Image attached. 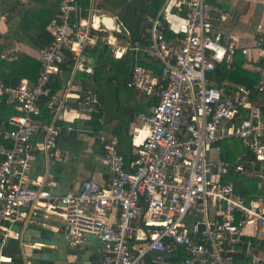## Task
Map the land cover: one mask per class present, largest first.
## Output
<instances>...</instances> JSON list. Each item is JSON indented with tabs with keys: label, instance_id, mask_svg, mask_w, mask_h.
Instances as JSON below:
<instances>
[{
	"label": "built area",
	"instance_id": "2783aa9c",
	"mask_svg": "<svg viewBox=\"0 0 264 264\" xmlns=\"http://www.w3.org/2000/svg\"><path fill=\"white\" fill-rule=\"evenodd\" d=\"M80 1L59 0L47 26L51 42L37 53L41 70L34 85L0 80V106L16 112L0 119V138L10 143L0 145V264H13L5 249L9 241L19 247L17 264H32L28 250L37 246L25 243L24 234L39 218L50 217L59 220L69 247L87 237L99 242V264H264V109L252 99L264 92L260 43L253 54L224 44L215 27L229 15L211 0H165L145 17L148 37L142 40L134 39L119 15L99 7L100 0ZM102 18H111L118 32L102 27ZM97 45L117 61L130 57L125 87L155 99L150 114L136 116L148 133L131 162L118 152V139L99 128L94 139L107 183L86 180L56 194L46 177L59 158L60 115L75 74L94 73L87 52ZM237 54L258 81L214 86L209 75L220 65L230 71ZM66 61L69 80L46 101L50 119L42 121L41 100ZM82 102L96 103L87 90ZM97 122L102 126L104 117ZM223 141L238 144L232 162L220 158ZM36 156L46 165L45 177L29 174ZM229 173L257 181L262 194L247 199L236 193L225 181Z\"/></svg>",
	"mask_w": 264,
	"mask_h": 264
},
{
	"label": "crops",
	"instance_id": "0c3cea01",
	"mask_svg": "<svg viewBox=\"0 0 264 264\" xmlns=\"http://www.w3.org/2000/svg\"><path fill=\"white\" fill-rule=\"evenodd\" d=\"M104 1L100 0V3ZM26 2L27 0H20L22 4ZM106 2L111 3L110 0ZM211 3L229 15L226 21L217 22L215 27L222 32L223 43L233 42L251 50L259 42L263 50L261 63H264V0H211ZM103 9L109 13L114 12L105 7ZM106 24L109 27L110 22ZM12 30H15V26ZM9 37L6 16H2L0 39L3 41ZM17 51L38 60V51L25 39L16 44L15 50L1 55V59L14 60ZM251 54H253L252 50ZM89 56L95 65L94 55ZM105 69L108 70V67ZM70 70L71 67L67 69V66L61 68L58 77L60 88L56 94L63 92L70 77ZM121 78L114 74L96 78L94 73L75 74L68 108L61 113L59 120L64 127L57 141L59 158L48 167L46 181L51 192L59 194L65 190L76 189L86 180H91L100 186L107 183L106 164L94 139V134L99 128L118 139V150L121 155L129 161L136 159L137 146L148 133L146 125L135 122L136 116L150 114L155 99L128 89L124 85L126 78ZM86 90L92 93L95 106L89 107L83 104L82 99ZM97 107L101 113L95 112L97 109L94 108ZM100 116L105 119L103 126L97 122ZM49 119V117L45 118V115L40 118L42 121ZM33 161L29 171L31 177L38 175L45 177L47 168L42 157L36 156ZM24 241L29 245L37 246L33 250H28L32 264H99L104 252L103 246L92 237H87L77 245L69 247L64 240L61 224L55 217L39 218L25 232ZM5 249L13 264H17L20 259L17 243L9 241Z\"/></svg>",
	"mask_w": 264,
	"mask_h": 264
},
{
	"label": "trees",
	"instance_id": "16d2710c",
	"mask_svg": "<svg viewBox=\"0 0 264 264\" xmlns=\"http://www.w3.org/2000/svg\"><path fill=\"white\" fill-rule=\"evenodd\" d=\"M110 1L111 3H107L108 1L106 2V0L104 3H99V7H105L112 11L117 10V14L121 17L134 39L140 38L142 40L148 37V27L145 17L156 14L164 0ZM80 2L84 3L86 0H81ZM58 5L59 0H27L25 4L20 3V0H0V17L6 16V24L10 36L3 41L0 39V80L4 84H16L21 79H27L31 85L37 82L41 70V64L38 60L20 51H17L16 58L11 61L2 60L1 55L15 50L16 44L20 43L22 39L27 40L37 51L47 47L51 42V36L46 31V28L48 23L56 16ZM14 26L15 30H12ZM138 44L141 45V41ZM87 53L91 56H96L94 58L95 78L107 74H114L122 78L128 77L131 64L130 57L117 61L102 45H97L93 50H88ZM139 64L145 68H153L155 72L159 70L156 66H149L143 60H140ZM64 66H67V69L71 67L67 61L60 68ZM107 67L108 70L105 69ZM58 77L50 85L48 95L41 100V107L45 118L48 116H46L44 111V105L50 96L56 94L60 88ZM209 80L217 87H220L224 81L250 87L258 81V77L247 69L245 58L237 54L233 68L230 71H226L224 66L220 65L214 74L209 75ZM252 99L264 109V92L255 94ZM95 109L101 113L98 107ZM13 114H16V112L12 107L0 106V119H7ZM0 145H4L7 148L10 147V143L2 141L1 138ZM118 152L120 153L119 150ZM238 152V144L234 145L229 141L220 143L221 160L232 162ZM134 160L136 159H132L131 162ZM225 181L231 182L234 185L236 193L247 199L251 198L252 194H256L257 196L258 194H262V190L257 187V181L243 178L234 173H229Z\"/></svg>",
	"mask_w": 264,
	"mask_h": 264
},
{
	"label": "water",
	"instance_id": "95a60500",
	"mask_svg": "<svg viewBox=\"0 0 264 264\" xmlns=\"http://www.w3.org/2000/svg\"><path fill=\"white\" fill-rule=\"evenodd\" d=\"M78 11H79V5L77 4V5H76V15H77V18L79 17V13H78ZM106 22H110L109 27L106 26ZM101 25H102V27H104L106 30H109V31H113V30H114L115 32H118L116 29H114L111 18H102V20H101ZM104 48H105V47H104ZM95 105H96V103L93 104V106H95Z\"/></svg>",
	"mask_w": 264,
	"mask_h": 264
},
{
	"label": "rangeland",
	"instance_id": "374dc122",
	"mask_svg": "<svg viewBox=\"0 0 264 264\" xmlns=\"http://www.w3.org/2000/svg\"><path fill=\"white\" fill-rule=\"evenodd\" d=\"M118 11L117 10H115L113 13H110V14H116ZM109 13V12H108ZM117 15V14H116ZM96 57V56H95ZM77 77H79V76H77ZM122 79V78H121ZM136 122V121H135ZM219 146H220V144H219Z\"/></svg>",
	"mask_w": 264,
	"mask_h": 264
},
{
	"label": "bare ground",
	"instance_id": "6f19581e",
	"mask_svg": "<svg viewBox=\"0 0 264 264\" xmlns=\"http://www.w3.org/2000/svg\"><path fill=\"white\" fill-rule=\"evenodd\" d=\"M106 26H107V24H106ZM108 27V26H107Z\"/></svg>",
	"mask_w": 264,
	"mask_h": 264
}]
</instances>
